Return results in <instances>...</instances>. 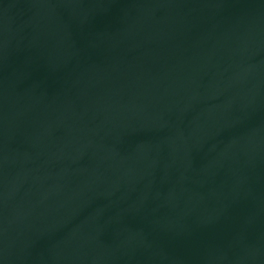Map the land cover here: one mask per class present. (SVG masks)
<instances>
[{
    "label": "water",
    "instance_id": "95a60500",
    "mask_svg": "<svg viewBox=\"0 0 264 264\" xmlns=\"http://www.w3.org/2000/svg\"><path fill=\"white\" fill-rule=\"evenodd\" d=\"M0 264H264V0H0Z\"/></svg>",
    "mask_w": 264,
    "mask_h": 264
}]
</instances>
